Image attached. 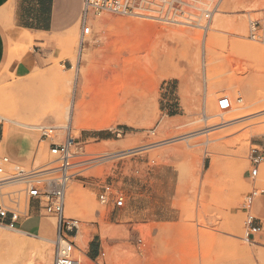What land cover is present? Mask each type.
Masks as SVG:
<instances>
[{
    "label": "rangeland",
    "instance_id": "rangeland-1",
    "mask_svg": "<svg viewBox=\"0 0 264 264\" xmlns=\"http://www.w3.org/2000/svg\"><path fill=\"white\" fill-rule=\"evenodd\" d=\"M186 1L187 13L202 18L212 13L207 31L104 14L94 18L93 35L82 50L77 19L58 34H33L31 41L25 35L23 45L14 38L9 63H27L25 71L0 69V116L32 126L62 123L49 120L50 114L44 119L40 108L77 63L83 71L98 68L110 75V89L98 102L86 97L90 107L85 105V129L69 134L28 130L4 119L0 134L2 140L13 129L10 140L0 145V180L47 167L54 161L50 144L63 143L68 136L97 159L69 183L66 193L65 215L79 223V230L69 236L77 261L83 255L86 264H249V259L264 264V234L255 243L246 241L243 211L249 192L264 189V163L254 184L247 175L252 150L264 152V42L250 33V22L263 16L264 0ZM240 24L246 33H238ZM76 83L73 103L82 100L83 77ZM255 108L260 111L253 112ZM125 150L139 151L115 157ZM240 153L246 159L238 173ZM38 156L41 164H36ZM107 187L124 197V207L100 203ZM73 188L76 203L70 196ZM19 189L7 185L0 193ZM253 211L264 223V195ZM40 213L43 223L36 236H46L52 244L0 225L2 233L23 243L0 244V260L53 264L57 221L44 210ZM233 218L241 225L239 238L233 234ZM21 228L38 233L39 219ZM78 233L86 238V247L76 239ZM38 247L47 251L45 260ZM93 250L105 256L95 261Z\"/></svg>",
    "mask_w": 264,
    "mask_h": 264
},
{
    "label": "built area",
    "instance_id": "built-area-1",
    "mask_svg": "<svg viewBox=\"0 0 264 264\" xmlns=\"http://www.w3.org/2000/svg\"><path fill=\"white\" fill-rule=\"evenodd\" d=\"M189 6L186 0H82L78 17L80 50L93 35L94 18L104 14L142 17L168 24L190 25L207 31L212 13L209 12L202 18L187 13ZM202 19L207 21L205 26L200 24ZM250 33L253 39L264 42V12L259 20L250 22ZM222 105L227 107L228 101L224 100ZM3 122L4 118L0 116V134L3 131ZM49 148L54 161L47 167L20 172L0 180V190L12 184L21 186L17 191L0 193V225L17 229L20 220L30 218L31 208L36 204V209L44 210L57 221L53 264H79L74 257L75 245L69 238L79 230V223L65 215L66 193L69 183L81 177L97 159L82 152L80 144L71 136H68L63 143H51ZM263 163L264 152L258 148L253 149L250 168L247 171L250 183L254 184L260 178ZM0 173H4L2 168ZM263 195L264 189L254 187L243 204L247 242L255 243L257 238L264 234V223L254 215L253 211L255 201ZM99 201L104 205L113 201L116 208H122L125 204L124 197L120 194H112L109 187L104 189ZM101 256L104 257L105 254L102 253L95 261Z\"/></svg>",
    "mask_w": 264,
    "mask_h": 264
},
{
    "label": "bare ground",
    "instance_id": "bare-ground-1",
    "mask_svg": "<svg viewBox=\"0 0 264 264\" xmlns=\"http://www.w3.org/2000/svg\"><path fill=\"white\" fill-rule=\"evenodd\" d=\"M102 20V19H101ZM119 21V20H118ZM238 21V20H237ZM241 21V20H240ZM238 21V22H240ZM122 23H124L125 25V22L124 21H121ZM132 22V21H130ZM237 22V23H238ZM134 23V22H133ZM242 23V22H241ZM101 27L104 26L105 24V21H101ZM127 24V23H126ZM129 24V23H128ZM131 24V23H130ZM138 24V23H137ZM144 24V23H143ZM100 26V25H99ZM127 26V25H126ZM125 26V27H126ZM131 26V25H130ZM129 26V27H130ZM246 27L243 25V24H240V25H237V30H238V33H246ZM100 29V28H99ZM104 29V28H103ZM102 29V30H103ZM135 29V28H134ZM136 30V29H135ZM186 32V31H185ZM42 36V35H41ZM182 36V35H181ZM180 36V38H181ZM186 36V35H184ZM179 38V39H180ZM185 38V37H184ZM190 38V36L188 37ZM193 39V38H192ZM29 40L31 41L32 39L29 38ZM183 40V37L182 39ZM186 41H188L186 39ZM185 41V42H186ZM188 43V42H186ZM189 44V43H188ZM78 62V61H77ZM80 63V62H79ZM79 63H77V65L74 67H72L71 69L68 70V75L65 77V78H62L60 80H58L55 84V89H54V92L52 94V96L50 97V99L47 100V104L45 103L41 108H40V112L42 113V115L44 116V119L45 117H47L49 114V117L50 119L49 120H54V118L56 120H60L62 123L57 125V126H53V125H37V126H32V125H28V124H24L22 122H17V121H14L10 118H7V117H3L5 119V122L7 121L8 123L10 124H14V125H18V126H21L22 128L24 129H33L34 128H44V129H47L49 131H53L55 133H57V130L61 131V133L63 134H69L70 131H73V130H77V131H80L82 129H85L86 127H88V125L86 126V122L84 120V117H85V114L87 113V111L85 112V105L87 104L86 102V97L88 95L91 96V98H93L94 100L100 96H102L105 92H107L109 89H110V85L108 84L109 81H108V78L110 77L109 73L107 71H101L99 70L98 68H91L89 71H83L80 69V66L78 65ZM80 76L83 77L84 79V83L82 84L81 86V91H80V96H82V100L80 102H74L71 100V97L72 95L74 94V88H75V85L77 84L76 83V80L77 78H79ZM112 85V84H111ZM115 90V89H114ZM113 92V91H112ZM115 93V92H114ZM113 94V93H112ZM111 94V95H112ZM115 96V95H114ZM89 97V96H88ZM73 99V97H72ZM97 100V99H96ZM100 101V100H99ZM104 101V100H103ZM106 101H109V100H106ZM91 102V101H90ZM95 102V101H93ZM98 102V100H97ZM102 102V101H101ZM104 105V104H103ZM87 106H89V104H87ZM106 106V105H105ZM90 107V106H89ZM259 108H255L253 112L257 111ZM86 110H88L86 108ZM92 110V109H91ZM260 111V109H259ZM264 111V110H263ZM94 114V113H93ZM96 114V112H95ZM250 115V113H249ZM90 116H94V115H90ZM89 117V116H88ZM233 120V119H232ZM89 121V120H88ZM217 121V120H216ZM257 121V120H256ZM215 122V121H214ZM45 123V122H44ZM89 123V122H88ZM91 123V122H90ZM93 123V122H92ZM5 125V124H4ZM92 125V124H91ZM89 125V126H91ZM97 127V126H96ZM214 127V126H213ZM10 128V127H9ZM8 128V129H9ZM90 128V127H89ZM4 129V127H3ZM6 129V128H5ZM57 129V130H56ZM263 129V128H262ZM4 131V130H3ZM12 131L13 129H10L9 130V133L7 135L4 136V138L2 140H0V145L3 144V143H7L10 138H11V135H12ZM259 131H261L259 129ZM258 131V132H259ZM257 132V133H258ZM255 132V134H257ZM262 133H264V130L262 131ZM261 135V133H258ZM259 135V136H260ZM150 147V146H149ZM153 147V146H152ZM146 149V148H144ZM148 149V148H147ZM136 151H139V150H130V151H120V152H117L118 154L115 156H123V155H127V154H130V153H133V152H136ZM243 152V151H242ZM0 155H1V151H0ZM245 155V153H244ZM245 159L246 157L244 158L243 156V153H240L238 154V157H237V164H236V170L237 172L239 173L240 171L243 170L244 166H245ZM36 164H41V158L38 156L36 157ZM243 173V172H242ZM241 173V175H242ZM238 176H240L238 174ZM1 188V187H0ZM71 199H72V202L73 203H76L77 202V199H78V192L75 188L72 189V192H71ZM244 197V196H243ZM241 199V194L238 193V201ZM240 212V211H239ZM238 213V211H237ZM236 213V214H237ZM232 224H233V234L235 237L239 238L238 236V233L240 232L241 230V225L239 223H237V221L233 218V221H232ZM1 228H6L5 226H1ZM11 229V228H9ZM12 231L16 232V233H19L21 235H24V236H27V237H34V238H37L39 239L40 241H42L43 243H45L46 245L48 244H52L53 241H50V240H47L45 238H42V237H39V236H36V235H32L28 232H25V231H21L19 229H12ZM88 234V233H87ZM76 239H78L79 242H81L82 245H86V238H84L82 235H80L78 233ZM89 239V238H88ZM26 242V240H25ZM24 242V243H25ZM0 244H3L7 247H10V246H17V247H22L23 246V243H21V241L17 240V239H11L9 236H7V234H4L0 231ZM41 244V243H40ZM26 245V244H25ZM42 245V244H41ZM47 247V246H45ZM86 247V246H85ZM189 247H191L189 245ZM195 247V246H194ZM188 248V247H187ZM186 248V249H187ZM193 248V247H192ZM20 249V248H19ZM49 249V248H48ZM84 249V247H83ZM185 251V248H183ZM190 248H188L189 250ZM24 250V249H23ZM196 250V249H194ZM192 250L193 252L196 253V251ZM51 251V250H50ZM36 252L38 253V255H40L44 260L46 259V255H47V251L46 250H43L41 247L39 248H36ZM190 251H185V253L189 254ZM50 253V252H49ZM184 253V252H182ZM194 253V254H195ZM250 253V252H249ZM252 253V252H251ZM185 254V255H186ZM260 254V253H259ZM23 255V254H22ZM50 255V254H49ZM35 256V255H34ZM261 256H262V253H261ZM260 256V257H261ZM185 257H189L188 255H186ZM253 257V256H252ZM6 257L2 258L0 260V264H11L10 261H6L5 259ZM41 258V259H42ZM51 258V257H50ZM42 259V260H43ZM86 259L85 256H81V259L79 261V264H86ZM187 259V258H186ZM262 259V258H261ZM9 260V259H8ZM263 260V259H262ZM51 263V262H50ZM49 263V264H50ZM249 264H253V261L251 259H249Z\"/></svg>",
    "mask_w": 264,
    "mask_h": 264
},
{
    "label": "crops",
    "instance_id": "crops-1",
    "mask_svg": "<svg viewBox=\"0 0 264 264\" xmlns=\"http://www.w3.org/2000/svg\"><path fill=\"white\" fill-rule=\"evenodd\" d=\"M82 0H0V69L6 66L15 74L24 73L26 64L20 61L9 63V53L12 41L17 38L21 45L29 39L25 35L43 36L58 34L71 28L78 19ZM4 138V137H3ZM36 208H31L30 218L20 220L17 229L25 231L21 225L29 220L38 218L41 231L43 218ZM52 241L46 236H39ZM94 245H92L93 247ZM94 248V247H93ZM102 254V253H101ZM97 251L93 250V257L97 259Z\"/></svg>",
    "mask_w": 264,
    "mask_h": 264
}]
</instances>
